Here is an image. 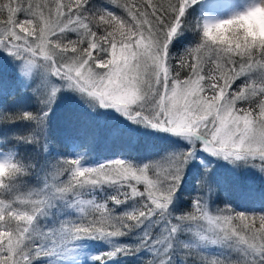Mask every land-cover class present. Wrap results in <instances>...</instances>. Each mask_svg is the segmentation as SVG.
Returning a JSON list of instances; mask_svg holds the SVG:
<instances>
[{
	"label": "snow or ice",
	"instance_id": "1",
	"mask_svg": "<svg viewBox=\"0 0 264 264\" xmlns=\"http://www.w3.org/2000/svg\"><path fill=\"white\" fill-rule=\"evenodd\" d=\"M195 2L0 0V53L16 73L0 97L36 105L0 99V264H264V195L261 210L229 198L244 173L264 179V40L238 23L264 0L216 22L190 19ZM225 25L233 35L214 38ZM186 31L195 41L173 54ZM141 130L171 144L95 161L99 142Z\"/></svg>",
	"mask_w": 264,
	"mask_h": 264
},
{
	"label": "trees",
	"instance_id": "2",
	"mask_svg": "<svg viewBox=\"0 0 264 264\" xmlns=\"http://www.w3.org/2000/svg\"><path fill=\"white\" fill-rule=\"evenodd\" d=\"M196 6L191 7L189 9V18L200 20L197 15ZM119 12V10H117ZM201 21V20H200ZM196 39V34L191 31H186L182 36H180L177 40L173 42L172 52L173 54H180L186 47L190 46ZM16 74H12L7 70L0 71V81H5L7 83H11ZM2 99L5 107L9 109H15L18 105H23L30 110H34L36 105L32 102V98L30 95H24L18 97L15 101L13 100L11 95H4L0 97ZM68 109L57 106L54 109V115L51 121V127L55 134V138L58 143L63 141L64 131H65V115ZM16 127H20V125H16ZM139 139L136 141L137 146L132 150H119V148H126L128 145L127 140H123L118 143L112 142H99L94 151V158L96 162H99L103 159L113 158L116 155H119L121 152H124L127 158H136V159H148L157 157L158 153L156 150L161 151L162 148L168 146L166 142H159V139L149 140L148 137H143L141 134L138 135ZM140 145L142 147L140 148ZM154 148V152L149 153V150ZM71 151V149H69ZM192 180V182L190 181ZM242 179L239 180L241 182ZM188 181V179H187ZM235 186L230 191V199L233 204L238 207L240 210H261L262 205H258L261 203V196L264 195V182L259 181L258 183L251 185H242L233 183ZM187 188L192 190L194 188V178L190 174L189 182L187 184ZM187 195V192L185 193ZM239 194V195H238ZM239 197H250V203L242 202L240 199H236L235 196ZM222 199V196L220 197ZM253 202V203H252ZM262 204V203H261ZM88 250L90 253H98L100 251L107 250L106 245L101 241H92L89 243ZM112 264V262H110ZM118 264H137L136 257H123L120 259Z\"/></svg>",
	"mask_w": 264,
	"mask_h": 264
},
{
	"label": "rangeland",
	"instance_id": "3",
	"mask_svg": "<svg viewBox=\"0 0 264 264\" xmlns=\"http://www.w3.org/2000/svg\"><path fill=\"white\" fill-rule=\"evenodd\" d=\"M215 1L217 0H196V2L191 6L194 7L196 6V11H197V15L199 16L201 22L204 21H208V22H216L219 20H223V19H228L230 18L232 15L237 14L238 12L244 11L246 10V8L240 6V5H236L235 8H233L230 12L224 13V15L219 16L217 14V10L215 8ZM2 70H7L12 74H16L14 71V65L12 63V61L8 58H6V54L0 53V71ZM58 106H62L66 109H68L70 106H74V101L68 98H65V100L61 101L58 103ZM141 134L143 137H148L149 140H154V139H159V142H166L168 144V146L164 147L161 149V151L156 150L158 153L157 157L161 154H163L164 151H166L169 147V145L171 144V141L165 137L162 136H156L154 134H152L149 130H141L139 133H137V135ZM128 145L126 148H119V150H132L137 146V143H130L128 140ZM142 147V145H140V148ZM152 150L148 151L149 153L154 152V148H151ZM150 155V154H149ZM218 175L225 177V178H230L233 176V173L231 171L230 168L225 167L223 165H221L218 169H217ZM190 175V174H189ZM189 175L186 177V180L188 179L189 182ZM241 180V182H239V180ZM190 181L192 182V180L190 179ZM259 181L264 182V179L254 175L251 172L248 173H244L242 177L236 179L235 181H233V183L239 184L240 186L242 185H251L258 183ZM239 195V194H238ZM235 196L236 199L238 197V199H240L242 202L245 203H250L251 198L250 197H239V196ZM253 203V202H252ZM258 205H262L261 203Z\"/></svg>",
	"mask_w": 264,
	"mask_h": 264
},
{
	"label": "clouds",
	"instance_id": "4",
	"mask_svg": "<svg viewBox=\"0 0 264 264\" xmlns=\"http://www.w3.org/2000/svg\"><path fill=\"white\" fill-rule=\"evenodd\" d=\"M239 26L246 39L264 40V11H258L245 20L239 21ZM235 26L225 25L213 33V37L224 39L233 35Z\"/></svg>",
	"mask_w": 264,
	"mask_h": 264
},
{
	"label": "bare ground",
	"instance_id": "5",
	"mask_svg": "<svg viewBox=\"0 0 264 264\" xmlns=\"http://www.w3.org/2000/svg\"><path fill=\"white\" fill-rule=\"evenodd\" d=\"M254 2L255 0H217L214 4L216 10L218 11L217 14L222 16L224 13L230 12L238 4L247 8Z\"/></svg>",
	"mask_w": 264,
	"mask_h": 264
}]
</instances>
